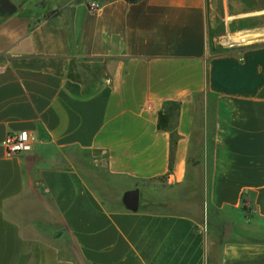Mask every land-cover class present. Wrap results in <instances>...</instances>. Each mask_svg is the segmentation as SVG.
<instances>
[{
  "label": "crops",
  "instance_id": "0c3cea01",
  "mask_svg": "<svg viewBox=\"0 0 264 264\" xmlns=\"http://www.w3.org/2000/svg\"><path fill=\"white\" fill-rule=\"evenodd\" d=\"M11 2L17 12L0 15V264H264V39L217 50L210 0ZM168 103L180 105L173 163L158 126ZM22 131L33 150L9 154L4 140ZM132 190L137 212L124 204Z\"/></svg>",
  "mask_w": 264,
  "mask_h": 264
},
{
  "label": "rangeland",
  "instance_id": "374dc122",
  "mask_svg": "<svg viewBox=\"0 0 264 264\" xmlns=\"http://www.w3.org/2000/svg\"><path fill=\"white\" fill-rule=\"evenodd\" d=\"M209 8V28L210 32H214L212 40H215L217 50H232L237 44L247 45L252 40L264 39V0H210ZM244 35H248L246 41L236 40ZM154 189V197H170L166 188ZM153 206L156 207L157 204ZM205 217L208 221L207 209ZM213 239L217 245L220 235L214 237L213 228H209V243ZM213 252H217V248Z\"/></svg>",
  "mask_w": 264,
  "mask_h": 264
},
{
  "label": "trees",
  "instance_id": "16d2710c",
  "mask_svg": "<svg viewBox=\"0 0 264 264\" xmlns=\"http://www.w3.org/2000/svg\"><path fill=\"white\" fill-rule=\"evenodd\" d=\"M129 2H136L137 0H128ZM211 33V37L213 38V34L214 32H210ZM82 68H86L88 71H94L95 73L99 74L103 71V67L100 64H96L93 67H90L89 65H83ZM80 65H78V61L76 60H72L70 61L69 65H68V79H70L73 82H79L80 81ZM92 85L87 86L88 89L86 91V93L88 94H93L96 93L98 90V79L96 78L95 80L91 81ZM180 109V105L179 104H174V103H168L166 104V107L164 109L163 112L160 113V117H159V129L160 130H165V131H170L172 133V163H173V151H174V147H175V143L177 141V138L175 137V127H174V123L176 120V115L178 113V110ZM172 169V166H171Z\"/></svg>",
  "mask_w": 264,
  "mask_h": 264
},
{
  "label": "built area",
  "instance_id": "2783aa9c",
  "mask_svg": "<svg viewBox=\"0 0 264 264\" xmlns=\"http://www.w3.org/2000/svg\"><path fill=\"white\" fill-rule=\"evenodd\" d=\"M89 8L92 12H98L101 6L99 3L92 2L89 4ZM33 141L29 132L22 131L9 134L4 140V146L11 155L27 154L33 150Z\"/></svg>",
  "mask_w": 264,
  "mask_h": 264
},
{
  "label": "water",
  "instance_id": "95a60500",
  "mask_svg": "<svg viewBox=\"0 0 264 264\" xmlns=\"http://www.w3.org/2000/svg\"><path fill=\"white\" fill-rule=\"evenodd\" d=\"M17 12V6L12 4L11 0L0 1V15H13ZM140 190H132L125 194L124 204L132 212H137L140 208ZM232 225H226L223 230L221 241L225 242L231 235Z\"/></svg>",
  "mask_w": 264,
  "mask_h": 264
}]
</instances>
